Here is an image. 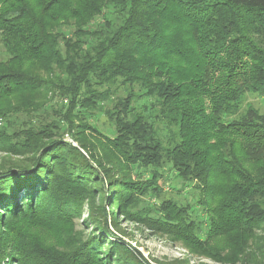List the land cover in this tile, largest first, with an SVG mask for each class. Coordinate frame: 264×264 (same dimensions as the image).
Returning <instances> with one entry per match:
<instances>
[{"label":"trees","instance_id":"obj_1","mask_svg":"<svg viewBox=\"0 0 264 264\" xmlns=\"http://www.w3.org/2000/svg\"><path fill=\"white\" fill-rule=\"evenodd\" d=\"M0 42V152L20 157L0 162V264H150L105 203L115 228L264 264V113L239 112L264 96V0H0ZM167 171L205 219L165 198Z\"/></svg>","mask_w":264,"mask_h":264},{"label":"rangeland","instance_id":"obj_2","mask_svg":"<svg viewBox=\"0 0 264 264\" xmlns=\"http://www.w3.org/2000/svg\"><path fill=\"white\" fill-rule=\"evenodd\" d=\"M4 49L0 42V59L4 58ZM65 103L66 100L58 99V97H53L52 101ZM247 105H253L258 108L261 113H264V96H259L254 93H246L243 97V100L239 104V112L244 110ZM24 118V115H17L15 112L10 114V118L14 117ZM28 120V119H24ZM96 124L98 128L110 135L111 134V125L108 123L105 115H98ZM86 135L89 140L92 141V132L90 130H86ZM63 139L66 142L71 143L74 146H77V142L74 141L73 137L68 133H64ZM20 159L18 156H12L0 152V162L8 161V159ZM164 181L160 180L159 182L163 186L162 190L165 198L174 199L179 202H188L193 205V215L198 219H205L206 213L200 210L199 206L196 205V200L199 198V191L194 187V183H189L186 187H183V180H179L175 176V172L167 171ZM108 186H104V190L107 191ZM95 203H99V196L97 195L95 198ZM152 203H157L156 199L151 200ZM105 205V213H106V222L105 225L107 229L114 233L117 237L121 238L124 242L129 244L132 248H134L138 253L150 264H160L163 262H171L173 260H187L185 264H217L207 258L197 257L191 255L187 252V250L183 249L176 242L166 238L165 236H161L159 234H154L151 232L148 226L144 225L140 221L128 220L124 215H118L117 227H113L111 214H110V206ZM93 217H99L96 211H92ZM90 210L89 207L85 204L81 215L79 218L75 220V226L79 230H85L86 233L94 229V224L91 222V218L89 217ZM89 217V218H88ZM87 219V226L83 223L84 220ZM102 220L101 217H99ZM99 231L96 230V234ZM102 236V235H101ZM103 237H105L103 235ZM114 240V238H110L109 241Z\"/></svg>","mask_w":264,"mask_h":264}]
</instances>
